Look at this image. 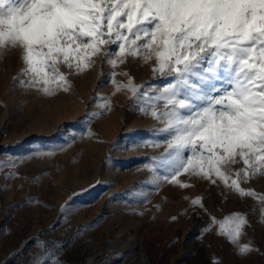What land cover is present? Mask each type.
I'll use <instances>...</instances> for the list:
<instances>
[{"label":"rangeland","instance_id":"1","mask_svg":"<svg viewBox=\"0 0 264 264\" xmlns=\"http://www.w3.org/2000/svg\"><path fill=\"white\" fill-rule=\"evenodd\" d=\"M21 68L15 53L0 59V264H33L42 254L37 241L57 251L61 264H264L257 200L187 175L177 178L187 188L149 183L143 165L164 149L142 145L160 125L130 93L115 91L110 75L166 85L151 65L129 58L112 69L97 58L90 70L68 75L70 91L52 96L22 88L14 79ZM39 151L54 154L37 158ZM242 187L264 195V176ZM236 212L251 224L242 242L258 249L247 258L214 227L207 231L213 219Z\"/></svg>","mask_w":264,"mask_h":264},{"label":"snow or ice","instance_id":"2","mask_svg":"<svg viewBox=\"0 0 264 264\" xmlns=\"http://www.w3.org/2000/svg\"><path fill=\"white\" fill-rule=\"evenodd\" d=\"M9 53L22 64L14 79L45 96L70 91L68 75L90 70L97 58L112 69L129 58L151 65L166 85H137L126 72L110 75L115 91L130 93L139 111L160 125L157 138L142 145L164 149L143 165L149 183L187 188L181 175L219 181L257 200L264 225V195L242 187L264 176V0H0V59ZM116 75L128 77L126 83ZM250 226L236 212L213 219L207 231L214 227L247 258L258 251L242 242ZM37 246L42 254L33 264H61L57 251Z\"/></svg>","mask_w":264,"mask_h":264}]
</instances>
